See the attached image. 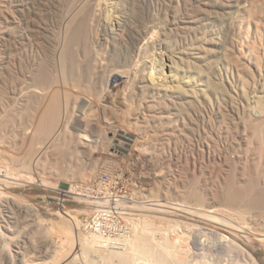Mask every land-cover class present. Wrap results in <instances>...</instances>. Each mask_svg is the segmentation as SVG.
<instances>
[{"label": "rangeland", "instance_id": "1", "mask_svg": "<svg viewBox=\"0 0 264 264\" xmlns=\"http://www.w3.org/2000/svg\"><path fill=\"white\" fill-rule=\"evenodd\" d=\"M25 1L30 10L27 19L9 0H0V136L12 153L26 159L27 164L21 171L28 181L25 188L12 190L25 211L19 227L13 230L15 226L6 224L7 213L0 212V244L5 234V247L11 254L9 261L12 264L60 263L78 243L79 233L73 218L84 208H93L89 219L97 209L111 204L117 220L132 229L130 238L136 224L142 227L148 224L145 228L150 249L161 251L170 264H225L222 259L227 257L208 250L194 257L192 235L206 230L197 219L186 220L149 210L156 208L152 206L155 201H160L189 213L211 210L209 207L214 203L212 209L218 210L214 216L245 228L250 244L261 250L255 254L254 262L264 264V246L253 239L254 234L264 233V92H260L264 91V0H240L250 8L247 9L250 14L233 10L211 12L210 23L205 20L208 14H185L181 5L186 0L175 1L178 23H172L171 8L169 16L160 8L169 0H151L152 13L142 27L146 36L143 49L150 48V52L143 50V54L147 51L149 59L157 64L154 73L148 69L150 82L155 84L160 78L162 87L176 91L170 93L176 97L167 98L162 107L186 110L196 121L193 132L179 139L172 137L162 146L157 136L148 134L140 158L131 156L123 145H117L110 133V127L117 121L138 125L143 106L151 104L142 100L133 81L122 75L119 84L128 100L123 105H108L103 101L102 92L93 89L90 75L82 74V69L60 73L56 66L64 21L78 0ZM131 2L103 0L106 10L102 12L103 23L93 33H87L88 38L93 34L101 42L97 52L104 67L117 63L124 37V33L113 35L107 26L117 21ZM210 3L202 9H216ZM223 10L229 9L226 6L220 11ZM209 39L222 48L218 46V54L214 51L207 62L195 58L200 50L186 49L198 43L205 51L209 48L205 43ZM248 45L253 50L249 61L253 62L239 55L238 50L242 47L247 52ZM2 56H6L4 61ZM79 59H75L77 65H80ZM161 61L165 65L172 62L173 72L165 68L162 75L158 74ZM133 69L137 73L141 71L140 67ZM41 70L48 73L50 86L68 103L69 123L62 136L42 150L53 128L47 130L48 136L40 134L39 139H33L28 126L31 120L39 118L36 102L25 101L21 94L29 85V76L36 77ZM194 82L197 84L192 91L187 84L195 86ZM188 95L193 98H187ZM260 111L263 116L258 119ZM24 138H31L35 145L29 147L31 139L26 142ZM37 148L44 152L38 162L31 163ZM29 177L34 179L32 182L42 181L46 186L36 188ZM71 190L82 194L79 197L83 200L98 203L90 207L84 201H62L65 192ZM63 212L69 213L68 216ZM33 217L42 220L41 230L36 233L31 229ZM53 221L55 225L65 222L66 229L57 230L55 225L50 229ZM86 221L81 224L82 235H89L84 229ZM208 238L211 246L217 243V238ZM1 251L0 264H11L5 261ZM95 253L93 250L81 253L77 263L95 261L92 257ZM241 257H233V263H253ZM138 258L137 263H154L141 255ZM96 261L105 264L104 260ZM117 263L115 260L114 264Z\"/></svg>", "mask_w": 264, "mask_h": 264}, {"label": "bare ground", "instance_id": "2", "mask_svg": "<svg viewBox=\"0 0 264 264\" xmlns=\"http://www.w3.org/2000/svg\"><path fill=\"white\" fill-rule=\"evenodd\" d=\"M175 1L176 0H169V2L165 4L166 6L164 4L160 5V8L165 12L167 16H169L168 9L171 8L170 14L173 16V20H171L172 23L173 22L178 23V14H176L175 12V5H174L176 4ZM9 2L12 6L19 8V10L22 12V14L26 19L29 18L27 16L29 15L30 10L29 8H27V3L25 0H9ZM102 2L103 0L102 1L78 0L76 2L75 6L72 8L71 12L64 21V27H63L64 33L58 48V58H57L56 66L59 69L60 73H64V72L71 73V71L74 69H77V71L79 72V69H82L83 72L82 74L87 73V75H90L93 89L95 88L96 90L102 92L103 95L102 94L101 95L104 98L103 101L108 103V105L109 104L114 106L123 105L126 104L128 100V96L126 95L125 90H123L122 86L119 84V79L122 77V75H126L127 78L131 80V82L133 81V84H135L140 90V95L142 100L144 101L146 100V102H151V104L143 106L144 112L138 118L139 120L138 125L137 123L128 125L125 122L117 121L110 127V133L113 135L112 139L114 140V142H116L117 145L118 144L123 145V148H125L130 153L131 156L139 157L142 153V147L146 141V136L148 134L153 137L157 136L158 137L157 140H159L162 146L163 144H166L168 141H170L172 137L179 139L182 137H186L189 131L193 132L195 129L194 124L196 120L192 116V114H190L186 110L184 111L182 109L174 110L171 109L170 107L168 108L162 107V105L165 103V100H167V98L176 97L170 94L172 93V91L174 93L176 91H174L172 88L162 87L159 84L161 80L160 78H158V81L155 82V84L150 82V76H149L150 71H148V69L151 70L152 73H154L157 64L155 65L149 59L150 56L148 57V53L146 54V52L149 51L150 48L148 47L147 49H143L146 36H144L145 34L144 31H142V27H144V25H146L145 24L146 21L150 19L149 16H151L150 13H152L151 10L153 6L151 0H132L131 4L123 9L122 13L118 17V20L112 23L111 25L107 26V28L113 35H120L121 33L122 34L124 33V37L122 38L123 39L122 48L117 63L112 67L110 66L104 67L103 65H100L97 48L100 46L101 42L97 38L94 39L93 34L92 36H90V38H88L87 33H93L97 28V26L102 21V15H103L102 12L104 10L103 9L104 6ZM209 3L212 4L217 10L212 9L211 11L207 8L202 9V7H207ZM244 5H242V2L240 0H190V1L186 0L183 3V5H181V9L188 16H192L197 12L200 14L202 13L208 14L205 17H209V18H205V20L210 23L211 16L209 15L212 14L211 12L218 11V13L219 12L230 13L233 10L236 11L237 13H246V12L249 13L248 10L250 8L248 9V7L246 6L247 7L246 8ZM226 6L229 9L228 11L227 10L220 11L221 8H226ZM105 11L106 10H104V12ZM148 42H150L149 39L147 43ZM205 43H207L209 46V48H207V50L205 49V51L202 50V48L200 49L201 45H198V43L186 49L192 48L193 50H198V51L200 50L195 54L196 56L195 58L207 62L208 57L211 54H214L213 53L214 51L215 52L220 51V48L222 47L220 46L221 44L213 43V39L211 40L209 39ZM218 46H220V48ZM247 49H248L247 52H244V50H242L241 47V49H239L238 51L240 56H243L245 59H248L249 61V59H251L253 56L252 54L253 50H251L250 45L247 46ZM143 50H147V51L146 52L144 51L145 53L143 54ZM76 57L80 58L79 59L80 65L76 64L75 61ZM5 58L6 56H2L1 58L2 61H4ZM134 67H138V68L140 67L141 71L139 73L134 72L133 69ZM159 67H160V71L158 74H161L165 68L171 69V72H173L172 62L170 63V65L169 64L165 65V63L161 61ZM29 78H30L29 85L26 87V90H23L21 92V94L23 95V97H25L24 98L25 101L31 99L35 100L37 107L36 113L39 116V118L36 120H31L29 122L28 131L33 135L32 137L34 139L40 134H46L47 130L49 132L50 128L51 129L53 128V131H51L52 134L50 140L48 139L49 140V141L47 140L48 142L46 143L44 142V145L42 143L43 147L40 148L42 150L47 147L49 148V146H51L54 143V141H56L55 139L60 138V135L62 136V133L67 129L69 124L68 103L66 102L65 99L63 100L61 98V93L59 91L53 90L54 88L50 86L51 79L47 72L41 70L40 72H38V75H36V77H34L33 74H31ZM131 84L128 85L131 86ZM194 84L195 86L191 84H187V87L193 91L195 90L197 83L194 82ZM128 85L126 87H128ZM260 92H264L263 89H261ZM193 93L195 94V92H192V94ZM129 96L131 95L129 94ZM187 98H193V97L191 95H188ZM259 98L258 100H260ZM64 103H66L67 105H63ZM152 103H156V104L153 105ZM156 105H158L159 106L158 108L160 109H156L155 108ZM263 114L260 111L257 114L258 119L259 118L261 119ZM2 139L4 138L0 136V212L7 213L5 214L8 219L6 220L7 221L6 224L11 227L15 226V228L13 229L15 230L16 227H19L20 222L21 223L23 222L20 219L24 215L25 211H24V206L21 205L20 202L18 203L17 199L14 197L15 195L12 190L13 189L18 190L20 188H23L25 184H27L28 181L25 180L27 176H25L21 171L22 166L24 164H27L26 163L27 161L22 156L12 153L9 150L10 146L5 143L6 140H2ZM24 140H26V138H24ZM29 140L27 139L26 142H28ZM32 145H35V141L34 140L32 141L31 139L30 142L28 143V146L33 147ZM40 149H38L35 155L31 158L30 160L31 163H36L39 161V159H41L42 153L44 151L41 152ZM29 179L31 180V182L34 181L33 178L29 177ZM31 184H33L36 188H40L41 186H46L44 183H42V181H35L32 182ZM79 196H83V195L75 192L74 190H71L69 192H65L61 200L64 202H72L77 200H79V202L84 201L90 207L98 203L96 201H90L86 199L83 200ZM155 202L156 203L152 204V206L156 208L152 207L149 208V210H152L153 212H155L156 210V212L158 211L157 213L164 212L166 214L171 215L172 217H183L186 220L197 219L203 226V229L206 230L204 232L200 230L198 233H193L192 235L191 243L195 251V253H193L194 257L202 255V252L208 250L223 257H227L228 259L225 258H224L225 260L222 259L225 262V264H234L232 258L239 256H242L243 258H247L254 264H257L254 262L255 259L254 256L257 253V251H261V250L255 248V246H252L250 244L251 240L250 238H249L250 241L247 239L249 235L244 230L245 228L242 229L240 228L241 226H235L227 221H222L219 220L217 217H215L214 214L218 210L212 209L215 206L214 203H211L212 205L209 207L211 208V210L196 211L195 213H189L175 208L174 205L169 202L167 203L160 201H155ZM12 209L16 210V213H14L15 211L11 213ZM91 211H93V208H84V210H82L80 214H78L79 216L73 218L75 228L79 233L78 243L74 245L71 252L66 257H64V259L60 261V263L58 262L56 264H78L77 261L79 255H81V253L82 254H84L85 252L87 253L91 250L96 252L95 254L92 255L95 261H92L89 264H99L97 263L98 261L96 260H104L105 264H114L115 260L118 262L117 264H141V263H137L136 261L137 259H139L138 257L140 255L142 256V258L146 257L147 260L152 259V261L154 262V263L152 262L153 264H170L169 262L170 260H168L167 256L161 253V251L155 252L156 249H154L153 252L150 249L149 241L146 238V233H148V229L145 228L148 224L147 225L145 224L146 226L143 224L144 225L143 227L140 224L138 225L136 224L133 228L134 235L132 236V238H129L126 241L124 248L122 249H115V248L105 249L96 237L91 235L89 236V235L80 234L81 226H82L81 224L84 220L86 221V219H88V216L90 215ZM63 214L68 216L69 213L63 212ZM35 217H33V221H32L33 223L31 229L33 232L36 233L41 230L42 220L39 217L37 218ZM53 223L54 224L52 226L50 225L51 226L50 229L54 227L55 222L53 221ZM65 224H66L65 222L63 223L58 222V224H56L54 228H56L57 230L66 229ZM7 230L13 231L12 228L9 229L8 227ZM0 233H1V229H0ZM150 233L151 232H149V234ZM5 237L6 235L3 234L2 243L0 244L1 245L0 250H2L1 252H3V258L5 259V261L12 264L13 261L12 260L9 261L10 260L9 257H11V254L8 252L7 248L5 247V241H4ZM204 237L205 239L206 237L209 238L215 237L217 238V243L211 246L209 243H207V239L203 240ZM253 239H255L258 243H260L261 246H264V233L259 232V234L257 233L254 234ZM167 252L168 251L165 250V253ZM191 256L192 255H190V257ZM150 261L151 260H149V263H151ZM219 261L220 260H218V262ZM33 262L36 263V261ZM236 262L238 263V261ZM249 263L250 262H248V264Z\"/></svg>", "mask_w": 264, "mask_h": 264}, {"label": "built area", "instance_id": "3", "mask_svg": "<svg viewBox=\"0 0 264 264\" xmlns=\"http://www.w3.org/2000/svg\"><path fill=\"white\" fill-rule=\"evenodd\" d=\"M111 204L97 209L85 222L87 234L96 237L105 249L122 248L131 237L132 229L121 224Z\"/></svg>", "mask_w": 264, "mask_h": 264}]
</instances>
